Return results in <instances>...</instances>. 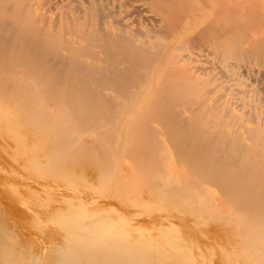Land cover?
Segmentation results:
<instances>
[{"label": "bare ground", "instance_id": "6f19581e", "mask_svg": "<svg viewBox=\"0 0 264 264\" xmlns=\"http://www.w3.org/2000/svg\"><path fill=\"white\" fill-rule=\"evenodd\" d=\"M0 137L25 173L219 221L225 262L264 264V0H0ZM82 207L37 254L0 223V264L204 263Z\"/></svg>", "mask_w": 264, "mask_h": 264}, {"label": "rangeland", "instance_id": "374dc122", "mask_svg": "<svg viewBox=\"0 0 264 264\" xmlns=\"http://www.w3.org/2000/svg\"><path fill=\"white\" fill-rule=\"evenodd\" d=\"M7 140L8 139L6 138L4 142V138L0 137V143H1L0 144L1 145L0 146L1 148L0 149V223H1L2 228H7L8 230L14 233L15 239H17L16 244H17L18 249H23L21 244L25 248V247H29L28 244L31 243V244L36 245L34 246L35 250H33V252L37 254L38 252L37 249H39V245L37 244H39V242L42 243L43 245L45 243L51 244L53 240H55L56 235H58L59 232L60 234L65 232V228H66L65 225L68 226V224L66 223L73 216L72 213L75 212L74 208L77 206L78 207L83 206L82 208L85 209L86 215L93 216L96 214L100 215L102 213L101 216L103 217L107 216L106 217L107 219L109 217V219L112 218V220L113 219L116 220V221H112L110 219V221L114 223V225L116 224L117 231H119L118 228L121 227L120 230L124 229L125 231H128L132 235L133 234L135 235L136 232H138L137 234L141 236H142V233L145 236L148 234V236L150 235L152 236V238L156 236L154 238L155 242H156L157 237H158L157 241L159 238L161 239L160 234L158 233H161L162 236H164V234L166 233L165 236H167L168 238L169 237L173 238L175 236L173 240L176 241L177 244L181 241L182 244L179 243L180 246H184V247L186 246L185 248H190L191 246H193L189 250L190 252H193L191 254H194V257L196 256V254L200 256V253L204 255L203 256L204 263L203 262L198 263L200 260L198 261L197 257L195 258L193 257L195 259L194 262L196 261V264H206V262L207 264H228L222 258L223 257L222 248L225 245H222L223 238L219 236L217 233V230L219 226L221 225V224L219 225L220 223L219 221H216L218 223H215V221H205V222L202 221L201 222V220L199 221L198 219L194 218V216L186 214L185 212H182L180 210L177 211L176 209H172L173 210L172 211L171 208H168V207L164 209L162 207V209H159V207L156 206L155 204L154 205L149 204L150 206L140 205L139 207L129 206L128 204L121 203L118 200L117 196H115L114 194L110 192L101 193L95 189H92L89 185L92 179H89V182H86V183L85 182L69 183V182H65L62 180H52V179L47 181V179L44 177H40V176L37 177V175H35L36 174L35 171L32 172V170L26 169V173H28V175H29V172L31 171L30 172L31 175L29 177L25 173V165L22 164L21 166L22 162L20 160L23 157L21 154L18 153L17 147L14 146L15 143L8 140L11 142L10 143ZM2 145H3V148H2ZM13 147H15L14 148L15 150L17 149L16 150L17 153L13 151ZM4 148H7V149H4ZM11 150L13 153L11 152ZM8 153L11 155H9ZM16 154H18L22 158H20ZM15 155L19 158V160L17 159V157L15 158ZM15 159L16 161H20L21 163L14 162ZM17 164H20V165L17 166ZM19 166L23 167L24 170L23 168L22 170H19L21 169L19 168ZM90 173H91L90 170L86 171L87 176H89ZM32 175L33 176L35 175V176L32 178ZM25 177L29 178L28 181L26 180ZM41 182L44 185L46 184V187L48 189ZM40 185L41 186L43 185L42 187H45V188H41ZM50 188H51V191H50ZM67 199L70 201V203L67 201ZM131 200H133V198ZM65 201L67 204H65ZM69 209H72V210H69ZM108 213H110V215ZM65 214H66V217H63L65 216ZM119 215H120V219H118ZM172 216H174L173 219H172ZM124 217L126 218V221H127L126 226H125V223L123 224V220H125ZM121 218L123 220H121ZM163 218L165 219L170 218L169 220L173 223H169L170 222L169 220L165 221ZM64 219H65V222H64ZM120 222H122V226L121 224L117 226V223H120ZM197 222L199 223L197 224ZM58 225L60 226V228L58 227ZM170 225L174 226L175 228L171 227L169 229ZM128 229H131V230L133 229V230L130 232ZM171 229L174 230L175 232L171 233ZM39 233L41 235L43 234L42 236L44 238L41 235H39ZM167 234H171V235H167ZM220 238L222 240H220ZM43 239H44V242H43ZM178 239L180 240L179 242H177ZM51 240L52 242H50ZM18 242L20 245H18ZM238 263L242 264V262H238Z\"/></svg>", "mask_w": 264, "mask_h": 264}]
</instances>
